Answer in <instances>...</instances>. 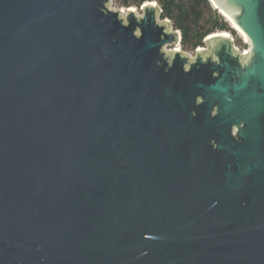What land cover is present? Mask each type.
I'll list each match as a JSON object with an SVG mask.
<instances>
[{
    "label": "water",
    "instance_id": "1",
    "mask_svg": "<svg viewBox=\"0 0 264 264\" xmlns=\"http://www.w3.org/2000/svg\"><path fill=\"white\" fill-rule=\"evenodd\" d=\"M212 1L248 53L167 52L158 2L0 0V264H264V0Z\"/></svg>",
    "mask_w": 264,
    "mask_h": 264
},
{
    "label": "trees",
    "instance_id": "2",
    "mask_svg": "<svg viewBox=\"0 0 264 264\" xmlns=\"http://www.w3.org/2000/svg\"><path fill=\"white\" fill-rule=\"evenodd\" d=\"M123 7H141L147 2H158L160 17L173 22L174 28L182 34V42L185 47L195 49L205 46V38L221 31H233L227 21L221 15H215L209 19V27L201 30L200 23L204 18V7L209 0H115Z\"/></svg>",
    "mask_w": 264,
    "mask_h": 264
},
{
    "label": "rangeland",
    "instance_id": "3",
    "mask_svg": "<svg viewBox=\"0 0 264 264\" xmlns=\"http://www.w3.org/2000/svg\"><path fill=\"white\" fill-rule=\"evenodd\" d=\"M145 5H146V3L143 6H141V7H136V6L123 7V6H120L115 0H111V2L109 3V8L112 9V10H116V11L117 10H121L122 11V13H121L122 16H126L128 11H129V9L133 8V9L136 10V14L138 16H143L144 15L143 7ZM215 15H221L223 17V19L225 21H227L228 25L232 28L233 31H228V33L231 35V39H233L234 45L239 50L243 51L244 49H249L250 48V45L246 41L245 37L233 25L231 18L226 13H224L215 4V2L212 1V0H209V4L204 7V18H203V21L200 23V25H201L200 29L204 30L205 28L209 27V22L208 21H209V19H213ZM158 21H159L160 24H163L164 21L170 22V29H172V30L175 29L174 25H173V22L171 20H169V19H164L163 20L160 17V15H158ZM180 34H181V32H180ZM212 35H214V34H212ZM212 35H209L208 37H210ZM208 37L205 38L204 40L206 41L208 39ZM204 47H206V45L202 46L201 49H203ZM171 48H173V49H181L184 54H187V55L192 56V57L196 56L195 50L190 48L189 46L185 47L183 45L182 41L180 42V44H177V45H166L165 46V50L167 52H169Z\"/></svg>",
    "mask_w": 264,
    "mask_h": 264
},
{
    "label": "flooded vegetation",
    "instance_id": "4",
    "mask_svg": "<svg viewBox=\"0 0 264 264\" xmlns=\"http://www.w3.org/2000/svg\"><path fill=\"white\" fill-rule=\"evenodd\" d=\"M205 45H206V47H204L203 49L207 50L208 49V46H207L206 42H205ZM201 47L202 46H199V47H197V48L194 49L196 54H197V52L199 50H202ZM218 112H219V109H212L211 110V114H210V119L213 120V121H215V119L217 118ZM193 114L195 116H197L198 109H194L193 110ZM241 127H245V124L244 123H241ZM229 130H230L231 137H233V139L236 140L237 142H240L241 139L238 136L239 126L237 124H233V125L230 126V129ZM211 142L214 145H217L220 142V138H218L217 136H215V137L211 138Z\"/></svg>",
    "mask_w": 264,
    "mask_h": 264
},
{
    "label": "bare ground",
    "instance_id": "5",
    "mask_svg": "<svg viewBox=\"0 0 264 264\" xmlns=\"http://www.w3.org/2000/svg\"><path fill=\"white\" fill-rule=\"evenodd\" d=\"M146 4H148V3H146ZM153 4H156V2H153ZM232 20V19H231ZM232 23H233V25L242 33V35L245 37V39H246V41L247 42H249L248 41V39H247V37H246V35L243 33V31L233 22V20H232ZM214 35H226V36H228V37H231V35L228 33V32H226V31H224V32H218V33H216V34H214Z\"/></svg>",
    "mask_w": 264,
    "mask_h": 264
},
{
    "label": "built area",
    "instance_id": "6",
    "mask_svg": "<svg viewBox=\"0 0 264 264\" xmlns=\"http://www.w3.org/2000/svg\"><path fill=\"white\" fill-rule=\"evenodd\" d=\"M249 43V42H248ZM236 47V46H235ZM236 49H238L237 47H236ZM250 49V48H249ZM249 49H244L243 51H241L240 50V52L243 54V53H248L249 52Z\"/></svg>",
    "mask_w": 264,
    "mask_h": 264
},
{
    "label": "snow or ice",
    "instance_id": "7",
    "mask_svg": "<svg viewBox=\"0 0 264 264\" xmlns=\"http://www.w3.org/2000/svg\"><path fill=\"white\" fill-rule=\"evenodd\" d=\"M132 11H135V9H132Z\"/></svg>",
    "mask_w": 264,
    "mask_h": 264
}]
</instances>
